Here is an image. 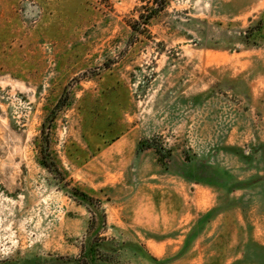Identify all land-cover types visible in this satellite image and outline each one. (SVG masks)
<instances>
[{
    "label": "rangeland",
    "instance_id": "rangeland-1",
    "mask_svg": "<svg viewBox=\"0 0 264 264\" xmlns=\"http://www.w3.org/2000/svg\"><path fill=\"white\" fill-rule=\"evenodd\" d=\"M0 264H264V0H0Z\"/></svg>",
    "mask_w": 264,
    "mask_h": 264
},
{
    "label": "trees",
    "instance_id": "trees-1",
    "mask_svg": "<svg viewBox=\"0 0 264 264\" xmlns=\"http://www.w3.org/2000/svg\"><path fill=\"white\" fill-rule=\"evenodd\" d=\"M162 7H163V5H161ZM82 195H84V194H82Z\"/></svg>",
    "mask_w": 264,
    "mask_h": 264
}]
</instances>
